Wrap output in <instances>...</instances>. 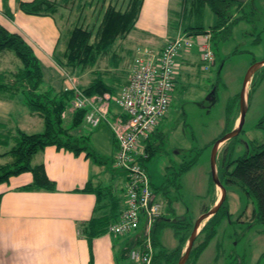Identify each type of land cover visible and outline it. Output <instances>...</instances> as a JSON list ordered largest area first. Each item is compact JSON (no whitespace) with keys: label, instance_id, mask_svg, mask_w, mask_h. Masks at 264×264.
I'll return each mask as SVG.
<instances>
[{"label":"rangeland","instance_id":"obj_1","mask_svg":"<svg viewBox=\"0 0 264 264\" xmlns=\"http://www.w3.org/2000/svg\"><path fill=\"white\" fill-rule=\"evenodd\" d=\"M107 1L114 0H70L66 6L57 10L55 16L62 27V35L54 57L61 58L65 49L67 29L74 27V24L96 28ZM242 1V8L230 11L232 18L238 19L230 31L224 35V32L219 30L210 40L216 65L208 71L200 70L197 64L199 55L195 52L196 45L191 48V55L186 51L180 53L182 58L183 55H189L193 63L184 66L179 62L180 67L168 110L159 120L156 133L150 138V156L143 160V165L150 176L155 197L162 201L161 213L164 214V219H168L167 221H171V218L176 221L183 219L194 221L205 211L203 210L205 206L210 207L213 204L211 198L213 195L210 194L213 186L209 162L211 142L229 131L226 105L240 92L244 72L253 61L264 58V0ZM115 2L120 3V0ZM192 2L193 0H172L171 8L174 9L172 17H176L183 27L198 24L205 28L213 26L217 20L212 9L207 4L193 5ZM123 4L122 2L121 5ZM132 30L128 39L132 35ZM126 42L127 40H123L116 44L115 49L120 58L118 59L120 64L115 66L116 69L112 67V62L107 57L101 58L94 68L108 72H120L121 69L127 68V62L122 61L121 57L124 55L122 50ZM4 52H7L6 55L0 53V70L6 68L11 71L17 68L20 61L14 52ZM38 60L43 66L45 85L49 83L46 79L49 74L52 75L51 80L57 87H64L66 79L69 80V84L84 86L93 76L94 68L72 71L56 62L55 69L52 70L48 68L45 60L39 58ZM254 73L255 80L258 81L249 94L242 130L220 145L219 156L216 158L219 169L221 150L226 144L227 159H234L253 152L256 145L264 142V129L257 126L264 115V66ZM251 82L252 80L248 83L249 88L252 86ZM237 105L232 104L234 108L230 113L229 124L234 125L237 120L236 116L239 113ZM0 121L4 122V127L11 130H14V126L21 127L28 133L43 130L41 119L37 115H31L19 100H0ZM109 130L105 122L101 121L100 125L92 127L84 118L79 125L70 128V133L89 136L90 149L106 159L101 165L95 164V172H98L99 168L103 170L96 178L104 185H113L115 191H119L122 189V177L116 175L111 178V175H107L110 169L117 171V168L113 167L116 146L110 138ZM6 147L1 146L0 153ZM37 155L32 158L33 162L36 161ZM193 157L195 162L191 168L177 177L175 173L179 163ZM5 159L0 156L1 163H4ZM221 184L226 190L229 217L223 218L216 235L200 255L195 260L190 257L186 264H264V224L257 220L249 221L251 209L255 205L253 199L246 196L236 184L225 183L222 179ZM218 194L219 187H215V195ZM152 230L157 241L156 249L171 250L178 243L172 226L156 224Z\"/></svg>","mask_w":264,"mask_h":264},{"label":"trees","instance_id":"obj_2","mask_svg":"<svg viewBox=\"0 0 264 264\" xmlns=\"http://www.w3.org/2000/svg\"><path fill=\"white\" fill-rule=\"evenodd\" d=\"M69 1L17 0V7L28 15L55 16L57 10L66 6V3ZM115 1L117 0L106 2L96 28L74 24V27L69 30L67 29V39L62 56L61 58L54 57L57 64L61 67H67L72 71H84L87 68L93 69L101 58L107 57L110 58L112 67L116 69L115 66L120 64L118 60L120 59L118 57L119 54L115 49L116 44L119 41H123L130 31L135 28V22L143 1L120 0V3ZM122 2L124 3L123 5H121ZM196 3L207 4L214 12L217 21L213 26L208 28L200 24L187 27L182 26V32H186L193 38L206 33V30L212 31L211 38L219 30L224 32L223 34L225 35V33L230 31L235 22L238 21L235 17L232 18L231 9L236 11L243 6L242 0H193L192 4ZM170 22L171 26L179 24V21L174 16L170 17ZM4 51L14 52L15 57L20 61V65L11 71L8 69L0 70V100H19L21 105L27 107L31 115H37L41 119L43 130L41 132L28 133L18 126H14V130H11L4 127V122L0 121V147L3 145L4 147L7 146L0 153L1 157L6 158L4 163L0 162V182H5L11 176L29 171L32 174L31 182L20 187V189L26 191L55 190V181L48 178L43 163H33L32 161V158L38 152L43 151L47 145H52L56 149L71 151L74 155L84 152L85 156L96 164L106 162L105 158L98 156L92 148L90 149V146H88L89 137L87 135L77 136L70 133V128L79 125V122L85 118L86 114L85 109H73L71 113L68 112V108L71 107L72 90L68 86L45 85L43 66L35 55L34 50L31 49L30 45L21 35L10 32L0 25V53ZM197 64L199 69L204 71L201 68L200 59H198ZM214 65H216V58ZM123 72L122 70L120 72H108L94 68L93 76L89 79L88 84L80 86V88L88 96H100L104 93L114 96L119 92L118 81ZM253 76L249 94L258 81L255 80V75ZM238 94L226 105L228 130L232 129L233 123L229 124L230 113L234 108L232 104H238ZM67 112L69 113L68 116ZM236 118H238V115ZM257 126L264 129V115L258 121ZM156 130L157 126L146 140L145 151L148 154L147 157L150 156L151 152L150 138L156 133ZM226 145L221 150V157H218L220 169L217 166V173L220 182L222 179L225 183L236 184L246 196L251 197L255 205L251 209V219L249 221L257 220L264 224V142L256 145L253 152L245 153L234 159H227L226 152L228 153V147ZM217 156H219V153ZM194 162V157L187 161H181L175 175L180 177L181 173L190 169ZM140 164L143 165L142 158H140ZM143 166L145 167V165ZM117 171L123 173L120 169H117ZM211 184L213 186L211 187L210 194L213 195L211 198L214 203L217 195H215L216 185L212 182V179ZM76 190L94 192L97 200L94 216L87 222V236L92 237L96 234L105 233L107 225L116 219L121 209L125 206V188L123 187L121 190L115 191V189H112V186L95 185L89 180L81 189ZM103 198L105 200L104 203H102ZM210 207L205 206L203 210H207ZM226 216L229 217L225 196L221 207L209 219L205 220L200 232L195 237L187 260L190 257H193V260H195L200 255L216 235L218 225ZM156 224H168L172 226L178 243L171 250H166L165 248L156 249L157 241L152 231L151 241H153L154 252L152 263L176 264L186 244V239L192 230L193 221L184 219L176 221L174 218H171V221H167V219H164L163 214H161L154 226Z\"/></svg>","mask_w":264,"mask_h":264},{"label":"crops","instance_id":"obj_3","mask_svg":"<svg viewBox=\"0 0 264 264\" xmlns=\"http://www.w3.org/2000/svg\"><path fill=\"white\" fill-rule=\"evenodd\" d=\"M142 1L132 35L130 39L129 34L124 39L127 42L123 45L124 55L121 57L122 61L127 62V68L121 69L124 72L118 81L119 88L127 79L135 48L146 46L160 51L164 43L183 28L182 24H170L174 11L171 8L172 0ZM0 25L21 35L37 58L45 60L48 68L55 69L54 55L62 35V27L56 16L28 15L17 7V0H0ZM195 52H198V47ZM188 56L183 55L184 58L180 57L178 61L184 66L192 64ZM51 77V74L46 76L47 84L53 86L55 84ZM68 81L65 80V87L69 85ZM113 109L114 106L111 108L112 114ZM68 112L71 113V107ZM109 134L117 147L110 130ZM37 154L33 163H43L48 178L55 181V190L20 189L31 182L32 174L29 171L0 182V264H133L128 251L142 245V223L139 228L124 234L106 232L92 237L86 234L87 222L94 216L97 200L94 192L76 189H81L89 180L95 185L104 186L96 178L102 173V168L95 172L96 163L84 152L74 155L71 151L56 149L52 145H47ZM108 174L111 178L116 175L122 177L121 185L124 187L122 172L110 169Z\"/></svg>","mask_w":264,"mask_h":264},{"label":"built area","instance_id":"obj_4","mask_svg":"<svg viewBox=\"0 0 264 264\" xmlns=\"http://www.w3.org/2000/svg\"><path fill=\"white\" fill-rule=\"evenodd\" d=\"M210 40L209 30L194 38L181 31L167 40L160 51L146 46L135 48L127 79L114 96L109 93L88 96L78 85H68L73 92L71 110L85 109L89 125L97 127L101 121L105 122L114 135L117 147L113 167L124 173L126 201L105 233L124 234L143 224L142 245L128 251L133 264H153L152 229L162 214V201L154 196L150 176L140 164V158L148 156L146 140L168 110L180 53L197 45L201 68L208 71L215 60Z\"/></svg>","mask_w":264,"mask_h":264},{"label":"water","instance_id":"obj_5","mask_svg":"<svg viewBox=\"0 0 264 264\" xmlns=\"http://www.w3.org/2000/svg\"><path fill=\"white\" fill-rule=\"evenodd\" d=\"M264 66V58L260 61H253L251 65L246 69L244 72V77L242 80V88L239 92V100H238V106H239V113H238V118L235 122V124L232 126V129L229 130L228 132L222 134V136L218 137L215 139V141L212 143L211 146V154H210V173H211V179L212 182L216 185V187H219V194L217 198L214 200V203L211 204L210 208L205 210L204 212L200 213L197 218L193 221L192 225V230L190 234L187 237V241L185 246L182 249V253L177 259L176 264H185L187 258L189 257L190 254V249L193 246L195 237L197 234L200 232L201 227L204 225L205 220L209 219L210 216L215 214V212L221 207L222 202L225 199V187L223 184H221L219 175L217 173V154L220 145L222 144L223 141H228L230 138H233V136L237 135L241 130H242V125L244 122V115L247 111V102L249 100V82L251 81L253 75L255 74L254 72L257 71L258 69L262 68ZM168 220V219H167Z\"/></svg>","mask_w":264,"mask_h":264}]
</instances>
